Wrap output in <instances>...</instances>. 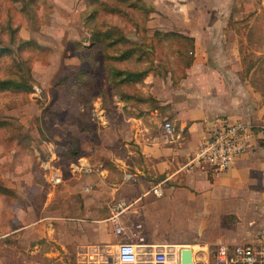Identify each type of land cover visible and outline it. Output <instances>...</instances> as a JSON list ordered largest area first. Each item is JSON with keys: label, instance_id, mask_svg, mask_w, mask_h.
Instances as JSON below:
<instances>
[{"label": "crops", "instance_id": "1", "mask_svg": "<svg viewBox=\"0 0 264 264\" xmlns=\"http://www.w3.org/2000/svg\"><path fill=\"white\" fill-rule=\"evenodd\" d=\"M168 14L154 19L159 24L153 28L193 37V58L184 77L172 85L169 75L146 74L140 94L150 95L154 103L113 96L117 110L98 107L102 119L91 128L73 117L54 122L65 126L66 136L74 140L55 146L61 181L44 189V176L31 171L17 180L12 189L17 204L7 211L0 231V264H153L152 256L160 250L167 253L166 264H179L181 247L191 249L193 264H204L210 244L264 243V146L259 143L264 109L261 99L252 101L260 94L239 81L229 63L232 55L222 61L216 52L214 64L202 62V55L213 51L211 40L201 37L211 35L214 24L221 26L228 16ZM195 21L203 24L188 26ZM208 71L214 78L206 79ZM235 79L245 96L234 92L236 100L226 108L213 105L196 88L200 80L236 87ZM165 120L173 132L164 130ZM221 120L251 125L250 148L221 172H183L191 150ZM107 132L110 136L103 140ZM77 159L91 169L72 172L69 163ZM157 185L161 195L152 191ZM120 242L135 245V261L117 259ZM13 247L15 255L10 256Z\"/></svg>", "mask_w": 264, "mask_h": 264}, {"label": "rangeland", "instance_id": "2", "mask_svg": "<svg viewBox=\"0 0 264 264\" xmlns=\"http://www.w3.org/2000/svg\"><path fill=\"white\" fill-rule=\"evenodd\" d=\"M145 7L148 11L144 10ZM93 10L95 15L86 21L85 15ZM168 13L227 15L228 20L221 26L220 23L214 24L216 28L209 32L211 35L201 37L203 42L211 40L213 51L202 55L205 56L202 62L214 64L216 52L222 61L233 56L229 63L236 68L239 81L260 94L252 101L261 99L260 107L264 109V0H212V3L211 0H0V46L9 47L0 55V78L16 77L19 70L32 84L28 92L0 90V119L4 121L0 124V186L9 190L0 192V231L7 211L11 213L17 204V194L12 189L16 190L17 180L23 173L31 171L43 175L44 189L52 186L38 164L45 157L46 143H50L56 153V143L74 142L66 136L69 135L68 129L66 132L65 126H54V122H65L73 117L77 124L91 128L93 123L96 125L97 120L102 119L101 110L94 115L93 109L101 106L111 113L117 110L118 104L113 96L119 97L120 93L142 95V82L137 86H120L119 89L107 81L104 55L136 44L146 52L140 61L134 59L136 54L133 53L121 62L106 58L105 63L139 68L145 66L146 61L156 64L171 62L167 66L175 68V76L180 75L178 68L182 57L175 50L182 40H161L160 36L156 40L152 37L153 29H157L153 27L159 24L153 23L154 19L162 20ZM135 23L139 28H134ZM187 24L198 28L203 23ZM93 27L116 28L128 37L129 42L103 48L102 44L91 40L90 29ZM148 45L150 48L143 50ZM162 72L164 70L154 67L152 74ZM209 72L212 73L208 71L206 79L214 78ZM218 72L226 74L225 70ZM205 81L200 80L196 88L201 90L200 95L212 99L210 103L213 105L218 103L226 108L236 100L237 93L245 96L236 79V87L231 84L229 87L209 85L204 84ZM154 101L152 97L148 98L149 104ZM237 106L235 108L240 109ZM51 128L56 129L55 132ZM109 136L108 132L105 133L103 140ZM212 246L210 244L208 249ZM15 250L13 247L9 255H15Z\"/></svg>", "mask_w": 264, "mask_h": 264}, {"label": "built area", "instance_id": "3", "mask_svg": "<svg viewBox=\"0 0 264 264\" xmlns=\"http://www.w3.org/2000/svg\"><path fill=\"white\" fill-rule=\"evenodd\" d=\"M96 109H94L95 114H98L99 109ZM162 127L168 133L174 131V126L167 120L162 123ZM253 140L254 129L248 123L242 120H221L191 150L181 170L189 172L192 169H200L207 173L221 172L229 167L238 155L248 150ZM45 146V157L40 160L39 165L46 173L47 181L54 186L60 182L61 172L52 145L46 143ZM69 169L72 172L89 171L91 166L77 159L69 163ZM152 191L155 195L162 194L158 185L153 187ZM115 254L119 261L133 262L136 259L135 245L130 242H120L117 244ZM166 257V251H156L152 256V262L166 264ZM204 264H264V243L217 242L208 250Z\"/></svg>", "mask_w": 264, "mask_h": 264}, {"label": "trees", "instance_id": "4", "mask_svg": "<svg viewBox=\"0 0 264 264\" xmlns=\"http://www.w3.org/2000/svg\"><path fill=\"white\" fill-rule=\"evenodd\" d=\"M145 6V4H144ZM146 11H148V8L145 7ZM90 14V15H89ZM87 13L85 15V20L89 21L88 17H91L95 15V11L93 10L91 13ZM147 19V18H145ZM84 21V20H83ZM137 22V21H135ZM85 23V21H84ZM86 24V23H85ZM139 28V25L135 23L134 28ZM92 32L90 35H92L91 40L96 41L99 44H102L101 47L106 48V46H113L116 44H120L121 42H129L128 37L125 36L121 31L118 29H100L99 27H93L90 29ZM145 32V31H143ZM161 37V40L165 39H171V38H179L182 40V43L180 41V45H178V49L176 48V53L178 56L182 57V63L180 65L179 73L180 75L175 76L173 73L175 71V68L173 67H168V64H171V62L167 63H152V61H146L148 63L145 64V66H140L139 68H127V67H120L118 65H112L110 63L106 64L105 60L106 58L108 60L114 61V62H121L122 60L128 59L130 56H132L133 53H135L134 59L136 61H140L141 57L143 56V53H146L142 51V49H139L138 45L132 44L129 46H125L124 48L119 49V51L113 53V54H108L103 56V66L105 65V70H106V75H107V81L115 86H118L120 89V86L124 85H135L139 84L142 82V78L148 73H153L154 67H159L160 69L164 70L162 74H157L156 75H169L170 81L172 85H176L178 83V80L182 77H184V68L187 67L193 58V37L188 36L186 34L179 33L177 31H165V30H160V29H153L152 31V37L153 39ZM138 44V43H137ZM179 44V43H178ZM151 45H148L144 47L143 50H147L146 48H150ZM185 48V50H183ZM9 50V47L3 45L0 46V55L5 53L6 51ZM145 63V62H144ZM80 72V71H79ZM184 72V73H183ZM18 70L17 76L16 77H3L0 78V90H16V91H24L28 92L30 91L32 84L29 80V78L22 74ZM121 92V91H120ZM119 98L122 99L124 102H128L129 99H134L136 101H146L148 98H151L150 95L148 96H141V95H135L133 93H123L119 94ZM100 104V103H99ZM101 107V106H100ZM94 108V107H93ZM94 111V109H93ZM95 115V111L93 112ZM4 121L0 119V124L3 123ZM262 132V137L260 139V144L264 146V128L260 129ZM74 148H70V151H73ZM9 192L8 188L0 186V192Z\"/></svg>", "mask_w": 264, "mask_h": 264}, {"label": "water", "instance_id": "5", "mask_svg": "<svg viewBox=\"0 0 264 264\" xmlns=\"http://www.w3.org/2000/svg\"><path fill=\"white\" fill-rule=\"evenodd\" d=\"M179 264H193L192 251L189 247L179 249Z\"/></svg>", "mask_w": 264, "mask_h": 264}, {"label": "bare ground", "instance_id": "6", "mask_svg": "<svg viewBox=\"0 0 264 264\" xmlns=\"http://www.w3.org/2000/svg\"><path fill=\"white\" fill-rule=\"evenodd\" d=\"M192 257H193V252H192ZM193 259V258H192Z\"/></svg>", "mask_w": 264, "mask_h": 264}]
</instances>
